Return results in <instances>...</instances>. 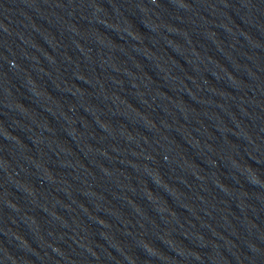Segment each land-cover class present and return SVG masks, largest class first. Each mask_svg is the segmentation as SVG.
I'll return each mask as SVG.
<instances>
[{"label":"water","instance_id":"95a60500","mask_svg":"<svg viewBox=\"0 0 264 264\" xmlns=\"http://www.w3.org/2000/svg\"><path fill=\"white\" fill-rule=\"evenodd\" d=\"M0 264H264V0H0Z\"/></svg>","mask_w":264,"mask_h":264}]
</instances>
